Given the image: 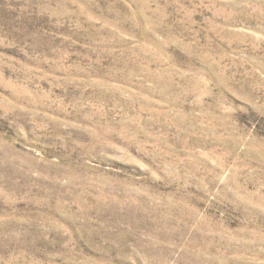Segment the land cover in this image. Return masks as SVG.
<instances>
[{"label": "rangeland", "instance_id": "374dc122", "mask_svg": "<svg viewBox=\"0 0 264 264\" xmlns=\"http://www.w3.org/2000/svg\"><path fill=\"white\" fill-rule=\"evenodd\" d=\"M0 264H264V0H0Z\"/></svg>", "mask_w": 264, "mask_h": 264}]
</instances>
